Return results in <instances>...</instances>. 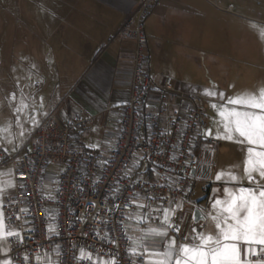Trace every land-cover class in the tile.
Segmentation results:
<instances>
[{
  "label": "crops",
  "instance_id": "crops-1",
  "mask_svg": "<svg viewBox=\"0 0 264 264\" xmlns=\"http://www.w3.org/2000/svg\"><path fill=\"white\" fill-rule=\"evenodd\" d=\"M139 2L0 0V142L7 131H29L27 143L0 156V212L4 213L3 206L14 193L13 162L29 149L34 133L47 117L66 122L72 110L81 108L91 116V122L98 118L116 122L112 143L97 150L100 160L109 155L129 96L135 46L118 31ZM144 28L151 79L170 78L178 89L200 97L218 99L223 93V103L239 95H258L264 89V0H158ZM203 69L213 74L217 71L218 76L202 83ZM21 102L27 107L17 113ZM148 107L153 108L151 104ZM31 117L39 122L38 128ZM80 138V148L94 149L86 143V131ZM211 149H199L200 165L195 173V181L203 183L196 201H202L206 185L208 188L202 201L206 207L200 208L204 221L191 223L189 213L195 201L181 203L184 210L177 216L183 221V235L189 226L207 225L204 233L212 232L211 205L216 198L225 199V185H230V190L254 187L246 178L227 184L222 178L210 182L206 160ZM246 158L244 155L243 160ZM140 205L145 204L136 202L127 220L135 211L146 212L147 207ZM143 225L131 220L130 241L143 234ZM174 235L170 231L169 238ZM183 235L176 237L178 243L184 242ZM5 246L7 243L0 242V248ZM239 247L242 261L255 264L257 255L247 249L260 246L240 243Z\"/></svg>",
  "mask_w": 264,
  "mask_h": 264
},
{
  "label": "built area",
  "instance_id": "built-area-1",
  "mask_svg": "<svg viewBox=\"0 0 264 264\" xmlns=\"http://www.w3.org/2000/svg\"><path fill=\"white\" fill-rule=\"evenodd\" d=\"M157 1L140 0L118 31L135 46L129 96L109 155L100 160L96 150L80 148L91 116L79 108L66 122L47 117L29 149L13 162L14 193L3 211L6 231L19 237H6L8 251H0V259L12 264H98L115 257L119 264L133 259L143 264L144 257H131L128 251L125 221L135 203L151 207L158 223L164 209L192 203L198 151L218 141L202 138L209 115L199 95L178 89L170 78L157 82L147 74L144 23ZM51 165L61 167L52 177L47 174ZM47 181L53 186H45ZM81 248L91 260L78 259ZM257 259L264 260V253Z\"/></svg>",
  "mask_w": 264,
  "mask_h": 264
},
{
  "label": "snow or ice",
  "instance_id": "snow-or-ice-1",
  "mask_svg": "<svg viewBox=\"0 0 264 264\" xmlns=\"http://www.w3.org/2000/svg\"><path fill=\"white\" fill-rule=\"evenodd\" d=\"M207 94L216 95L215 92ZM219 95L223 100L224 94ZM226 104L233 107L224 109V106H221L224 109L219 112L223 118V132H218L215 138L235 140L249 146L243 178L254 187H239L235 190L224 188L225 199L216 198L211 205L213 211L209 215L214 227L209 234L201 231L195 236L183 235L181 228L183 221L177 216L182 207L181 203H176L172 209H164V218L159 226L149 227L139 238L131 241L129 255L148 257L143 264H245L241 259L240 243L259 245V249L253 247L247 249L253 256L264 253V183H261L264 181V89H260L258 95L228 98ZM25 107L27 106L21 102V106L16 109L17 113ZM31 119L38 128L39 122L35 117ZM211 135L210 130L204 133L205 137ZM90 147L96 148L97 145ZM221 176L222 174L218 173L215 179L219 181ZM227 176L228 180L233 182L242 179L232 173H228ZM8 186L11 187V183ZM51 198L49 195V199ZM49 230L54 232V226L49 225ZM170 231L175 233L171 238ZM191 232L196 233V228H192ZM180 235H183L184 241L192 242L178 243L176 237ZM6 237H19V233L5 231L4 213L0 212V242L6 244ZM111 242L115 243L114 240ZM0 251L7 254V246L0 248ZM78 259L91 260L92 256L81 248ZM0 264H12V261L5 259ZM98 264H119V261L112 257L108 260H98ZM131 264H140V261L133 259ZM247 264L252 262L248 261ZM255 264H264V260H256Z\"/></svg>",
  "mask_w": 264,
  "mask_h": 264
},
{
  "label": "rangeland",
  "instance_id": "rangeland-1",
  "mask_svg": "<svg viewBox=\"0 0 264 264\" xmlns=\"http://www.w3.org/2000/svg\"><path fill=\"white\" fill-rule=\"evenodd\" d=\"M14 58H12V61L14 62ZM234 72L236 70V67L233 68ZM217 71L213 74L212 70L207 71L205 69L202 70L201 73V82L206 83L209 81V78L211 79L213 77L218 76ZM11 85V84H10ZM203 100V104L205 106V109L209 115V121L207 122L206 127L202 131V138L203 139H216V135L218 132H223L222 127V120L223 118L219 115V112L221 110L231 108L232 105H227L226 102L223 103L220 98L213 99L210 97L203 96L201 97ZM227 100V99H226ZM213 105H216V107H213ZM221 106H224V109H222ZM116 130V122L105 120L104 118H98L91 122L86 130V143L91 145H97L96 148H94L96 151L101 150L104 147H106L108 144H111L113 141V135L114 131ZM211 131L212 135L205 137L204 133L206 131ZM23 133V135H21ZM3 136V135H2ZM29 131L19 130V131H7V134L4 135V141L0 142V147L2 149L0 156H6V153L9 152L12 149H15L16 147L20 148L22 144L27 143V140L29 139ZM107 136V137H106ZM218 141L217 145H209V148H213L214 151L211 155H208L207 162L210 167V175H209V181L212 182L215 179L216 175L218 173H221V178L225 180L226 184L228 182H233L228 180V173L235 174L238 177L243 178L244 177V164L245 161L243 160V156L247 155V144H241L233 141H228L224 139H216ZM221 147V148H220ZM6 150V151H5ZM59 170H61V167L59 166H49L47 168V174L48 176L52 177L54 176ZM241 180V179H240ZM238 182V181H237ZM202 181L196 180L194 189L192 192V200L197 202L196 199H198L201 196V188H202ZM45 186L52 187V183L50 181L45 182ZM231 188L230 185H225L224 188ZM214 193L212 191L211 195ZM212 197V196H211ZM210 200V199H209ZM204 201V200H202ZM202 201L198 204V207L203 209L206 206L202 204ZM140 202V201H139ZM169 209V208H168ZM181 209L184 210L183 207ZM131 220L142 222L143 225V232L146 231L149 227H157L160 223L155 222V216H153V213L150 209H146V212L140 213V212H133L128 216V220L126 219L125 225L127 228V232L130 236V234H133L132 228H131ZM195 226H189L186 228L185 235H198L201 231L205 232L207 229V225L203 228H196V233H192L191 229ZM133 238V237H132ZM138 238V237H137ZM134 240V238H133ZM191 243L192 241H184Z\"/></svg>",
  "mask_w": 264,
  "mask_h": 264
},
{
  "label": "water",
  "instance_id": "water-1",
  "mask_svg": "<svg viewBox=\"0 0 264 264\" xmlns=\"http://www.w3.org/2000/svg\"><path fill=\"white\" fill-rule=\"evenodd\" d=\"M200 201H197L192 208V211L189 213V218L191 219L192 224H198L204 221V216L198 207Z\"/></svg>",
  "mask_w": 264,
  "mask_h": 264
},
{
  "label": "trees",
  "instance_id": "trees-1",
  "mask_svg": "<svg viewBox=\"0 0 264 264\" xmlns=\"http://www.w3.org/2000/svg\"><path fill=\"white\" fill-rule=\"evenodd\" d=\"M206 198H207V196H206V195H204V198H203L202 200H206Z\"/></svg>",
  "mask_w": 264,
  "mask_h": 264
},
{
  "label": "flooded vegetation",
  "instance_id": "flooded-vegetation-1",
  "mask_svg": "<svg viewBox=\"0 0 264 264\" xmlns=\"http://www.w3.org/2000/svg\"><path fill=\"white\" fill-rule=\"evenodd\" d=\"M207 191H208V188H207V185H206V192H205V194L207 193ZM205 194H204V195H205Z\"/></svg>",
  "mask_w": 264,
  "mask_h": 264
}]
</instances>
